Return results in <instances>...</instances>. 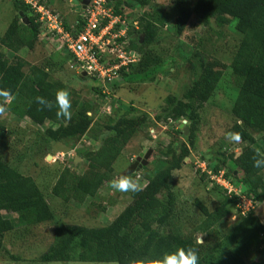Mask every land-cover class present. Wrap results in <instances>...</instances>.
I'll return each instance as SVG.
<instances>
[{"label":"trees","instance_id":"obj_1","mask_svg":"<svg viewBox=\"0 0 264 264\" xmlns=\"http://www.w3.org/2000/svg\"><path fill=\"white\" fill-rule=\"evenodd\" d=\"M11 1L12 20L6 32L0 34V91L8 90L12 99L6 107L0 102V110L5 108L19 119L28 118L38 125H56H46L41 136L36 137L35 154L40 151L44 157L54 152L46 147L48 142L78 140L92 122L88 112L98 111L100 106L74 96L66 81L54 78V72L64 67L62 61L68 62L72 53L61 54L64 56L60 63L53 62L50 56L35 64L20 55L23 49L33 52L48 28L31 3ZM111 1L115 13L128 23L127 33L112 44L127 42L124 48L127 52L133 49L136 60L121 65L114 79L103 78L99 72L84 75L80 71L74 76L86 81L94 74L100 85L92 89L106 97L103 83L109 82L111 90L132 88L135 83L142 85L172 68L176 70L180 55L190 72V82L182 96L172 93L167 96L155 121L131 114L129 111L136 109L131 104H124L126 111H121L119 106L105 113L100 130L93 134L97 142L78 149L77 155L87 162L84 171L76 173L65 167L49 191L0 154V264L5 263L4 255L18 264L28 261L32 264H162L166 254L189 248L197 251L199 264H264V221L258 215L259 207L264 205V170L253 167L257 151L264 154V0H167V4L163 0ZM40 2L51 8L47 0ZM156 11L170 18L171 28H166V20L156 18ZM83 13L74 25L64 17L62 20L59 14L67 32L77 36L84 30L87 16ZM198 24L204 28L199 36ZM120 27L121 22L114 30ZM226 28H231L238 40L230 63L217 57L227 42H231L224 40ZM135 32L144 34L143 41L133 37ZM105 54L115 55L105 67L122 61L116 52ZM100 61L104 63V54ZM70 66L76 71L75 66ZM231 77L229 90L233 89L236 97L227 113L230 118L227 130L240 134V150L236 152L230 145L229 150L220 147L212 156L201 152L207 166L197 170L205 188H210L207 186L212 183L210 190L224 191L227 197L214 202L213 208L209 201L197 197L189 214L174 190L175 173L196 148L194 141L202 124L200 109L213 101L219 84ZM61 90L69 94V119L56 116L55 100ZM37 97L52 102L53 107L41 110ZM161 120L170 126L168 132L173 137L157 154L159 166L155 174L145 175L147 183L141 191L129 192L131 203L109 224L65 221L70 204H84L89 198L95 204L99 192L114 179L116 163L131 139ZM183 120L187 122L181 127ZM7 132L5 123L0 121V149L7 142ZM145 168L142 165V170ZM135 171L128 176H136ZM220 176L234 184L238 192L217 183ZM161 195L164 198H159ZM58 198L62 200L59 212L53 207V201ZM243 198L253 205L245 209L241 204ZM232 207L236 209L235 219H232ZM97 210L99 213L100 208ZM49 222L54 223L53 239L39 257L24 259L9 252L5 241L8 233L19 225L32 232ZM200 236L203 242H199Z\"/></svg>","mask_w":264,"mask_h":264},{"label":"rangeland","instance_id":"obj_2","mask_svg":"<svg viewBox=\"0 0 264 264\" xmlns=\"http://www.w3.org/2000/svg\"><path fill=\"white\" fill-rule=\"evenodd\" d=\"M47 1L51 5V8L58 11L62 17L61 19L63 20V17L66 18L71 25H74L79 17L84 14V11L79 12L78 10H74V8L71 7L70 0ZM163 1L165 4L168 3L167 0ZM156 13V18H160L162 22L166 20V28H171L172 23L170 18H165L161 11H156ZM13 14L14 7L12 6V1L0 0V34L6 32ZM202 29L204 28L198 24L196 32L198 36L199 34H203ZM224 34V40L227 38V40H231V42H227L228 45L225 46L226 48L222 52L220 51L217 54V57L226 63H230L234 55V45L238 41L237 34L233 33L231 28H226ZM220 48L222 49V45ZM59 50H67L63 39L59 37V35L53 36L51 33L45 35L44 32L43 36L40 37L37 48L33 52L28 51V49H23L20 55L26 57L34 64L46 61L50 56L53 62L60 63L65 52L61 53ZM61 54L64 55L61 56ZM114 56V54H104L105 63L108 64L113 61ZM177 61L176 70L172 68L170 72H165L159 75L155 80L147 81L142 85H137L138 83H135L130 86L132 88L111 90L109 82L103 83L104 91L108 95L104 97L92 89V86L100 85V83L94 79V74L86 81H82L74 76V74L82 70L74 67L76 72L71 68L68 62L63 60L62 62L65 63L64 67L62 69L58 68V71L54 72V78L66 81L73 89L74 96L92 100L95 104L100 106L98 111L90 110L88 112V115L93 118L89 128L82 133L78 140H64L58 143L48 142L46 147L54 151L53 157L48 159L47 156L42 157L40 151L35 154L36 150H38V146H35V143H37L35 140L36 137L39 138L41 136L40 134H42V130L45 129L46 125L54 124L47 123L46 125H38L28 118L19 119L4 108L0 110V121L5 123L8 132L6 138L7 142L1 147L0 154L4 155L7 160L17 166L24 174L34 177L43 189L45 188V190L49 191L50 187L57 181L58 174H60L65 167L76 173H82L84 171L87 162L80 155H77L78 149L83 147L84 144L90 146L97 142L93 139V134L100 130L98 127H100L105 120V113L109 114L119 106L121 107V111H126L127 107L124 104H131L136 107L135 110L129 111L131 114H139L140 116L148 117V120L152 122L155 121L154 119H156L157 113L161 112L162 107L166 104L165 101L169 94L172 93L182 96L191 78L190 72L185 68L186 62L180 55L177 56ZM82 72L84 75L87 74L84 71ZM117 77L118 72L116 71L112 73L109 78L114 79ZM232 83V77L224 79L219 84L218 92L213 101L205 103L203 108L200 109L202 124L200 125L194 141L196 148L192 150L191 155L185 159L183 167L175 173L176 181L174 190L177 192L179 203L184 204L186 212L189 214H191L194 209L192 205L197 197L209 201L212 205L211 208L214 207V202H220L227 197L224 191L210 190L212 183L207 186L210 188H205L206 184H204V182L203 184L200 183V174L197 170L198 168L206 169L207 166V162L201 159V152L202 155L205 153L204 155L210 154V156H212L217 153L220 147L229 150L230 145L235 147L236 152L240 150L239 142H233L226 138L232 133L227 130L230 126V118L227 113L230 111L231 104L236 97V92L233 89L229 90V85ZM0 102L6 107L9 99L0 96ZM183 125H185V123ZM169 127L170 126H168L164 120H161L140 130L119 156L115 166L116 175L114 179L106 184L99 192V197L95 198V204H91V198L87 199L84 204H70L71 206L68 209L65 221L86 225L109 224L125 206L131 203L129 192L117 191L112 188V182L125 177L135 180L142 188L147 183L145 175L147 173L155 174L158 169L159 165L157 162L159 156H157V154H159V150L162 148L164 149L173 137L168 132ZM183 136L185 137V134H181V137ZM256 136L259 137L258 134ZM51 144H54L57 149L54 147L52 148ZM149 150H151V153ZM142 152L144 154L149 152V156L145 158L147 162L143 163L146 168L142 170V166L139 167V169L136 170L138 174L129 177V173L126 172V170L130 166V162ZM216 180L218 181L217 183L223 185L229 189V191L236 190L238 192L234 184H227L228 182L225 181L223 177H217ZM163 196L164 195H161L159 198H164ZM61 202L62 200L59 198L53 201V207L57 212L61 209ZM100 203L105 206H99ZM250 203L251 201L249 199L243 198L241 204L247 209ZM180 204L178 205L179 208L182 207ZM97 207L100 208L99 213ZM232 209V219H235L236 213H234V211L236 209H234V207H232ZM258 215L264 221V205L259 207ZM28 232L25 226L19 225L16 230L7 234L5 241L10 253L21 255L20 257L24 259L39 257L42 252L48 250L49 244H51L54 235V223L49 222L42 224L35 227L32 232ZM199 242H203V237H199ZM3 260H5L3 264H18L17 260L7 255L3 256ZM19 264L32 263L28 261ZM40 264L49 263L41 262Z\"/></svg>","mask_w":264,"mask_h":264},{"label":"built area","instance_id":"obj_3","mask_svg":"<svg viewBox=\"0 0 264 264\" xmlns=\"http://www.w3.org/2000/svg\"><path fill=\"white\" fill-rule=\"evenodd\" d=\"M26 2L31 3L40 15V19L48 28L47 33L53 36L59 35L64 41L66 51L72 53L81 68L89 73L99 72L103 78L115 73L118 65L105 67V61L104 63L100 61L101 54L116 52L122 59L121 64H126L136 58L133 49L129 52L125 50L127 42L112 44L116 38L127 33L128 26L127 22L122 20V16L116 15L113 6L110 5V0H91L86 10L87 24L77 36L67 32L59 14L44 3L42 4L40 0H26ZM119 22H121L120 29L114 30ZM252 205L251 202L247 208Z\"/></svg>","mask_w":264,"mask_h":264},{"label":"clouds","instance_id":"obj_4","mask_svg":"<svg viewBox=\"0 0 264 264\" xmlns=\"http://www.w3.org/2000/svg\"><path fill=\"white\" fill-rule=\"evenodd\" d=\"M90 4H91V1L88 4V6L84 9L85 14H86V10ZM110 5H112L114 8V5L112 4L111 0H110ZM52 10H54V9H52ZM116 15H120V14L116 13ZM120 16H122V15H120ZM136 27H138V26H136ZM136 34L141 35L142 33L138 34L135 32L133 34V37ZM64 52H66V51H64ZM135 55H136V53H135ZM135 60H136V58L132 61H135ZM68 63L75 66L76 69H80V70L86 72L87 74H90L88 71L81 68L80 63H77L74 56L68 60ZM114 65H118V68L116 69V71L118 72L119 67L123 64L117 63ZM114 65H111V66H114ZM111 66H109V67H111ZM109 67H107V68H109ZM0 96H4L9 100L12 99V96L8 90L0 91ZM36 102L38 105L42 106L41 110L51 109L53 107V103L48 101L47 99H45L43 97H37ZM55 106L57 107L56 116L58 119H60V118L69 119L70 118L71 104H70V100H69V94L67 91L61 90L57 93L56 100H55ZM183 122L186 123V120H183ZM184 123H182V124H184ZM226 138L230 141H233V142H239L241 139V136L239 133H230ZM48 155H52V157H53L52 153L47 154V156ZM133 162H134V160H133ZM253 167L256 169H259V170H264V154H261L259 151H257V153L253 159ZM126 172H127V170H126ZM131 173H133V172H131ZM228 184H231V183L228 182ZM111 186H112V188H114L120 192H139L142 190L141 186L137 182H135V180L130 179V178H125V177H122L119 180H114L112 182ZM162 264H199V256L197 254V251L193 248H189L187 250L179 249L175 253L166 254L162 258Z\"/></svg>","mask_w":264,"mask_h":264},{"label":"water","instance_id":"obj_5","mask_svg":"<svg viewBox=\"0 0 264 264\" xmlns=\"http://www.w3.org/2000/svg\"><path fill=\"white\" fill-rule=\"evenodd\" d=\"M79 0H74L73 1V5H78ZM90 3V0H83L82 1V4L84 5L82 8L85 9L87 7V5ZM25 23H27V18L24 19ZM139 37L140 38V41H143L144 39V34L142 33L141 35H134V38H137ZM86 74V73H85ZM183 126V124L181 125V127ZM187 129V128H186ZM151 150H149L150 152ZM149 152H147L146 154H144L143 152L140 153V155L136 158V160L128 167L127 169V172L128 173H131V172H134L135 170H138L139 167H141L143 165V163H146L147 160L145 158H147L149 156ZM151 153V152H150ZM144 156V158H143ZM48 159H51L52 158V155H48L47 156ZM142 161V162H141ZM242 190H245V185L242 186Z\"/></svg>","mask_w":264,"mask_h":264},{"label":"flooded vegetation","instance_id":"obj_6","mask_svg":"<svg viewBox=\"0 0 264 264\" xmlns=\"http://www.w3.org/2000/svg\"><path fill=\"white\" fill-rule=\"evenodd\" d=\"M73 1L74 0H70V4H71V7H73L74 8V10H78L79 12H81L82 10H84L82 7L84 6L83 4H82V1L83 0H79V2L80 3H78V5L76 6V5H73ZM91 1V0H90ZM88 6V5H87ZM136 159H134V161H135Z\"/></svg>","mask_w":264,"mask_h":264}]
</instances>
